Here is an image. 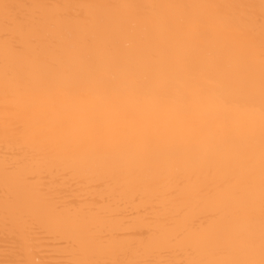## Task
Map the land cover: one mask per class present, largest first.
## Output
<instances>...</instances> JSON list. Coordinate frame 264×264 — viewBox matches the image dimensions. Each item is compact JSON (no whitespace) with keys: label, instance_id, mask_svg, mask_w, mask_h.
I'll return each instance as SVG.
<instances>
[{"label":"snow or ice","instance_id":"1","mask_svg":"<svg viewBox=\"0 0 264 264\" xmlns=\"http://www.w3.org/2000/svg\"><path fill=\"white\" fill-rule=\"evenodd\" d=\"M93 9L105 11L86 14ZM70 23L83 31L71 37ZM0 41L6 93L15 79L9 56L28 68L25 115L4 127L5 177L19 166L37 173L67 167L93 176L99 198L86 208L87 230L107 241L101 254H154L163 243L191 257L38 259L47 235L40 225L66 221L60 197L42 196L6 199L0 264H264V0H0ZM53 95L86 110L77 124L55 118L48 103ZM257 96L258 131L254 120L214 128L221 111L255 113ZM126 176L148 183L155 214L129 218L122 207ZM161 178L168 180L162 193ZM109 179L114 185L105 195ZM134 198L143 200V194ZM194 206L205 213L204 223L191 215ZM134 224L147 237L139 248L124 239ZM193 235L210 241L206 255L186 244Z\"/></svg>","mask_w":264,"mask_h":264},{"label":"bare ground","instance_id":"2","mask_svg":"<svg viewBox=\"0 0 264 264\" xmlns=\"http://www.w3.org/2000/svg\"><path fill=\"white\" fill-rule=\"evenodd\" d=\"M5 2L14 3L17 0H5ZM24 2L48 3V4H234L258 2V0H24ZM105 10L93 9L86 12L87 15L96 16L103 14ZM197 10H193L196 12ZM76 12L72 11V15ZM83 31L80 25L70 23L66 26V32L74 37ZM69 38L68 43L73 42ZM8 63L15 70V79L8 85L7 93L5 91L4 67L5 52L2 41H0V245L3 244L2 225L4 219V208L6 199L18 202H35L42 196L49 198L60 197L59 202L64 205L66 221L62 227L43 223L40 226L47 233L46 237L38 246V259L45 261L72 260V259H189L186 254H181L176 246L161 244L160 251L154 254L141 251L140 254L120 255L116 253L101 254V249L107 245V241L94 236L87 230L86 208L90 202L99 198L96 190L97 180L95 177L85 175L79 171L67 167H57L43 173L29 171L24 166H19L14 175L5 177L4 159L5 144L3 132L5 124L14 125L24 115L29 104V97L25 93L27 83L28 68L23 62L15 60L9 56ZM48 103L55 106V118L64 122L67 126H72L80 121V118L86 113L85 109L76 106L71 98L53 95L48 99ZM257 111L255 113H231L219 112L215 115L213 126L219 130H226L233 122L254 120L259 123V100L257 96ZM36 179H32V176ZM125 184L128 195L125 197L122 207L126 210L130 219L141 215H153L157 209L150 206L152 204V189L145 181L139 182L136 176H126L122 179ZM168 180L160 179L159 190L162 193L166 190ZM114 181L106 180L105 195L112 191ZM143 194V200L135 199L136 194ZM197 223H204L206 215L202 209L193 207L190 210ZM76 214L80 219L74 220ZM210 231H216L211 228ZM125 241L137 248L147 243V237L141 234V230L133 225L128 235L124 237ZM210 241L206 236H189L186 244L192 245L194 250L199 251L201 255L207 254L206 245Z\"/></svg>","mask_w":264,"mask_h":264}]
</instances>
